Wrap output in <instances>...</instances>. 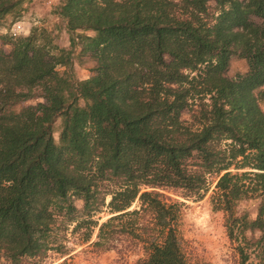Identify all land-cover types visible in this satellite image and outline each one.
<instances>
[{"label": "trees", "instance_id": "trees-1", "mask_svg": "<svg viewBox=\"0 0 264 264\" xmlns=\"http://www.w3.org/2000/svg\"><path fill=\"white\" fill-rule=\"evenodd\" d=\"M32 1L0 0V21ZM55 14L70 50L38 26L0 48L1 258L64 254L69 227L92 230L111 197L96 245L129 234L139 264H190L174 197L201 201L215 177L238 264L251 248L264 264V0H62ZM76 54L96 62L87 80ZM250 201L253 220L237 215Z\"/></svg>", "mask_w": 264, "mask_h": 264}, {"label": "rangeland", "instance_id": "rangeland-1", "mask_svg": "<svg viewBox=\"0 0 264 264\" xmlns=\"http://www.w3.org/2000/svg\"><path fill=\"white\" fill-rule=\"evenodd\" d=\"M59 0H35L32 4L28 3L26 10L23 12L25 20L20 22L36 23L34 27H43L42 25L48 23L49 33H51L55 44L62 46L67 42V36H60L58 28L65 24L59 20L55 28L51 22L55 21L56 4ZM176 2L180 0H174ZM63 23V24H62ZM47 25V24H46ZM45 26V25H44ZM11 31L12 36H23L24 31L18 30V24L14 26ZM92 34V32H90ZM3 48V47H2ZM6 51H10L11 47L7 46ZM75 63L78 64L74 68L75 76L84 77L88 75L96 67V62L92 59H80L74 56ZM79 62L82 64L80 65ZM246 70V64L241 61H235L230 70V76L234 77L240 72ZM61 71H64L61 69ZM86 71V72H84ZM35 101L29 102L27 105L34 104ZM82 107L86 106V102H80ZM184 119L189 116L184 115ZM60 122L57 123L55 131L58 132ZM58 137V134H55ZM210 191L204 196L201 201L195 199L185 200L181 197H174L178 201L184 203L182 207L183 216L180 221V232L184 240V247L187 253L190 264H238L239 257L235 252V246L232 245L226 226L227 219L223 212L214 210L211 203L212 192L215 189L216 178L210 177ZM111 197L106 198L105 206L100 213L94 214L92 218L87 221H94L97 223L96 227L92 230L90 224L75 232L74 228L76 223L69 227L67 237L64 240L66 252L64 254L51 253L49 258L45 260L44 264H139L141 261L147 259V252L145 251L146 244L138 239H133L129 234L127 235H114L108 244L104 243L100 246L96 245L99 241V228L102 224L107 222L113 215L110 213L108 205ZM257 201L243 202L237 209V215L242 216L247 214L249 219L253 220L257 216L258 209ZM76 205L79 209L83 208V203L77 201ZM138 210V203L136 202L129 211ZM145 221H149L147 216H144ZM87 219V218H86ZM127 221V220H126ZM146 223V222H145ZM115 225H118L116 223ZM90 233V238L86 236ZM258 236V234L256 235ZM251 238L250 233L247 234ZM116 245V246H115ZM236 245H238L236 243ZM251 258L247 264H258L259 261L255 257L253 248L248 250ZM0 264H11L10 262L2 259L0 256Z\"/></svg>", "mask_w": 264, "mask_h": 264}, {"label": "crops", "instance_id": "crops-1", "mask_svg": "<svg viewBox=\"0 0 264 264\" xmlns=\"http://www.w3.org/2000/svg\"><path fill=\"white\" fill-rule=\"evenodd\" d=\"M35 0H33L32 2H34ZM61 1L62 0H59L58 1V3L55 5L56 6V9L58 8V6L60 5V3H61ZM32 2H30V4H32ZM55 14V13H54ZM55 16L57 17V18H55V21L53 22H51V24L52 25H56V23H58L59 22V18H58V16L55 14ZM25 20V17H24V14L22 15V17L19 19V20H15L13 17H7L6 19H4V20H2V21H0V48H5V47H7L8 45H5L4 44V42H3V37H7V36H12L11 35V31H13V27L14 26H16L17 24H18V26H20L22 29H23V31H24V35L23 36H28V35H30V33H31V31H32V29L34 28V25L36 24V23H30V22H20L21 20ZM61 21V20H60ZM62 22V21H61ZM47 24V25H46ZM46 24H44V25H42L44 28H46L47 30L49 29V27H47L48 26V23H46ZM63 24V23H62ZM55 28H58V27H56L55 26ZM50 30V29H49ZM56 33H59L60 32V36H62L63 34L64 35H66L67 36V42L64 44V45H62L61 47L58 45V47L60 48V49H64V50H70L71 49V42H70V36H69V34H68V32H67V29H66V25L65 24H63L62 26H60L59 28H58V31H55ZM89 35H91V33L89 32L88 33ZM75 56H78L77 54L75 55ZM79 64L80 65H82L80 62H79ZM77 65L78 64H76L75 63V60H74V68H76L77 67ZM84 72H86V71H84ZM86 73H88V75L86 74V76H84L83 78L81 77H77V79L78 80H80V81H84V80H87V79H89L91 76H90V74H91V72L90 71H88V72H86Z\"/></svg>", "mask_w": 264, "mask_h": 264}, {"label": "built area", "instance_id": "built-area-1", "mask_svg": "<svg viewBox=\"0 0 264 264\" xmlns=\"http://www.w3.org/2000/svg\"><path fill=\"white\" fill-rule=\"evenodd\" d=\"M18 30L21 32L22 31V28L20 26H18Z\"/></svg>", "mask_w": 264, "mask_h": 264}]
</instances>
